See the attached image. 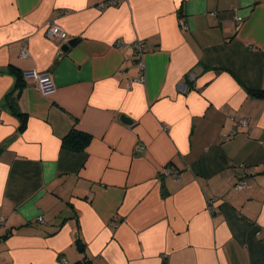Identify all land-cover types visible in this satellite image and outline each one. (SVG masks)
Listing matches in <instances>:
<instances>
[{
	"label": "crops",
	"instance_id": "1",
	"mask_svg": "<svg viewBox=\"0 0 264 264\" xmlns=\"http://www.w3.org/2000/svg\"><path fill=\"white\" fill-rule=\"evenodd\" d=\"M105 1L0 0V264H264V0Z\"/></svg>",
	"mask_w": 264,
	"mask_h": 264
},
{
	"label": "built area",
	"instance_id": "2",
	"mask_svg": "<svg viewBox=\"0 0 264 264\" xmlns=\"http://www.w3.org/2000/svg\"><path fill=\"white\" fill-rule=\"evenodd\" d=\"M120 1H124V0H107L103 3H101L99 5V7L101 9H104L106 6H111V5H116L117 3H119ZM44 29H45V37L50 40V41H54V42H59V43H65L69 40H71V38L69 37V35L58 25L52 23V22H47L44 25ZM135 50L137 52V54L139 56H141V54L143 53V48L140 42H137L135 44ZM21 57L25 58L26 57V52L23 50L21 52ZM140 69L143 70L144 69V64L141 62L140 63ZM23 77L26 80H30L32 81L35 86L37 91L42 95V96H50L55 92V87L52 83V79H51V74L48 71L45 72H37V71H30V72H26L24 73ZM139 82L143 81V77H140ZM239 124L241 126H246L247 121L245 119L239 121ZM236 133V131H233L231 133V135H234ZM162 176L164 177H172L173 180L178 181L180 179L179 176V172L177 170L172 169L171 167H165L162 171H161ZM247 183L244 180L239 181L238 183L235 184L234 186V190L235 191H241L245 188H247ZM207 210L209 212L213 211L212 205H211V201L207 202ZM38 223H43V219L40 217L37 219ZM2 223V219H0V225ZM61 264H69L65 261H63Z\"/></svg>",
	"mask_w": 264,
	"mask_h": 264
},
{
	"label": "trees",
	"instance_id": "3",
	"mask_svg": "<svg viewBox=\"0 0 264 264\" xmlns=\"http://www.w3.org/2000/svg\"><path fill=\"white\" fill-rule=\"evenodd\" d=\"M90 138L91 137L86 133L73 130L69 132V134L62 139V146L69 151L80 152L87 147ZM89 263L90 261H82L77 264H89Z\"/></svg>",
	"mask_w": 264,
	"mask_h": 264
},
{
	"label": "water",
	"instance_id": "4",
	"mask_svg": "<svg viewBox=\"0 0 264 264\" xmlns=\"http://www.w3.org/2000/svg\"><path fill=\"white\" fill-rule=\"evenodd\" d=\"M76 42H77V39H72V40L65 42L60 48V53L58 55V58H60L64 53H67L68 50L76 44ZM120 120L122 123L126 125H129V126L133 125V122L124 116H121Z\"/></svg>",
	"mask_w": 264,
	"mask_h": 264
}]
</instances>
